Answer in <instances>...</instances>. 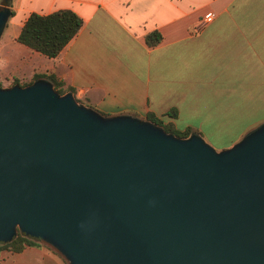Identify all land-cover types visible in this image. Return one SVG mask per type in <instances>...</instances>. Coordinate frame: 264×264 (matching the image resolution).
Instances as JSON below:
<instances>
[{
  "label": "water",
  "instance_id": "obj_1",
  "mask_svg": "<svg viewBox=\"0 0 264 264\" xmlns=\"http://www.w3.org/2000/svg\"><path fill=\"white\" fill-rule=\"evenodd\" d=\"M17 232L66 264H264V119L216 149L43 75L0 87V242Z\"/></svg>",
  "mask_w": 264,
  "mask_h": 264
},
{
  "label": "crops",
  "instance_id": "obj_2",
  "mask_svg": "<svg viewBox=\"0 0 264 264\" xmlns=\"http://www.w3.org/2000/svg\"><path fill=\"white\" fill-rule=\"evenodd\" d=\"M9 8L4 29L20 50L11 57L12 72L53 73L103 114L144 117L174 106V117L163 118L175 124L187 103L203 95L217 101L228 75L234 85L242 72L261 71L264 83V0H10ZM61 8L81 24L55 56L13 39L29 12ZM153 29L160 38L148 45L144 35ZM0 264L66 262L41 242L0 249Z\"/></svg>",
  "mask_w": 264,
  "mask_h": 264
},
{
  "label": "rangeland",
  "instance_id": "obj_3",
  "mask_svg": "<svg viewBox=\"0 0 264 264\" xmlns=\"http://www.w3.org/2000/svg\"><path fill=\"white\" fill-rule=\"evenodd\" d=\"M18 52L20 50L14 47L12 37L3 29L0 33V87L13 83L23 85L32 79L28 71L12 72L11 57ZM261 76V71L257 76L242 72V77H236L235 84L231 85L232 76L228 75L225 79L226 91L215 97L217 101L213 102L203 95L187 103L174 127L183 129L190 126L216 149L228 146L264 119V83H261ZM196 78V87L201 88V77Z\"/></svg>",
  "mask_w": 264,
  "mask_h": 264
},
{
  "label": "trees",
  "instance_id": "obj_4",
  "mask_svg": "<svg viewBox=\"0 0 264 264\" xmlns=\"http://www.w3.org/2000/svg\"><path fill=\"white\" fill-rule=\"evenodd\" d=\"M5 1L7 5L10 4V0ZM10 14H12L11 9ZM80 24V17L74 11L67 8L56 9L47 13L31 11L22 21L18 33L14 36V40L45 56L53 57L76 33ZM144 38L146 43L151 45L159 40L160 34L156 29H153L145 33ZM39 75H45L48 77L52 82L53 87L59 93H62L65 90H72L70 86H63V82L60 79H57L53 73H34L32 79ZM29 81L25 83H28ZM175 114L176 108L170 106L160 114H155L153 111L147 110L144 117L155 121L160 124L164 130L170 131L175 135H187L191 131L190 126H185L183 129H177L174 127V124L170 119L164 120L163 118L164 116L174 117ZM40 243L41 242L35 237L17 232L10 240L0 242V249L6 248L12 251H18L25 245Z\"/></svg>",
  "mask_w": 264,
  "mask_h": 264
}]
</instances>
